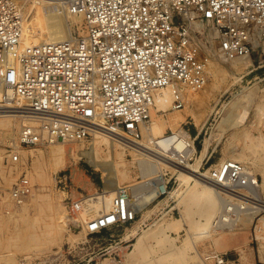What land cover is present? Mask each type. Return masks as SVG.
Listing matches in <instances>:
<instances>
[{
    "label": "built area",
    "instance_id": "built-area-1",
    "mask_svg": "<svg viewBox=\"0 0 264 264\" xmlns=\"http://www.w3.org/2000/svg\"><path fill=\"white\" fill-rule=\"evenodd\" d=\"M66 8L82 16V33L22 46L19 1L0 0V116L16 117L0 133L9 135L5 157L11 167L22 162L23 149L82 141L95 133L142 139L156 90L204 88L212 59L204 49L205 22L218 35L216 55L230 61L264 44V0H67ZM174 93V107L184 108L180 93ZM16 99L26 104L15 106ZM186 139L188 148H196L195 137ZM172 178L156 182L158 197L169 196ZM67 179L58 182L65 189ZM208 180L228 192L251 188L238 161L212 170ZM30 191L29 179L21 176L11 194L21 201ZM134 198L129 187L119 188L111 209L89 223L88 234L135 222ZM70 199L73 215L87 206L88 197ZM218 257L219 264L228 261Z\"/></svg>",
    "mask_w": 264,
    "mask_h": 264
},
{
    "label": "rangeland",
    "instance_id": "rangeland-1",
    "mask_svg": "<svg viewBox=\"0 0 264 264\" xmlns=\"http://www.w3.org/2000/svg\"><path fill=\"white\" fill-rule=\"evenodd\" d=\"M57 9L53 7L54 12H64L63 9ZM63 14L68 17L66 12ZM68 25L71 34L82 33V22L69 21ZM202 26L206 29L204 49L209 55L212 54V59L204 88L191 91L193 98L188 96V101L182 99L188 111H182L186 119L181 122V127L190 130L192 135L195 134L192 130L194 126L203 129L201 137L196 140L197 152L195 148V155H190L188 163L195 166L200 164L203 173L210 168L211 171L215 170L213 166L222 160L240 156L242 160L238 162L248 166L264 197V44L250 55V65L242 67L245 58L230 61L216 55L218 35L209 23L205 22ZM229 67L235 72L230 73ZM211 108H214L213 111ZM193 112L197 113L198 121L192 117ZM157 120L158 117L151 115L150 123ZM172 132L173 129L168 126L163 128L165 135H171ZM8 136L7 133H0V264H103L113 261L114 264H165L164 258L169 256L171 264H219L218 256L227 257L225 264H241L247 261L254 250L264 249V211L249 221L247 208H239L242 205L238 201L230 200L237 208L224 214L230 216L229 220L224 221L226 227L215 228L217 222L213 221L207 229L209 233L203 232L195 223L204 221V218L191 208L190 199H181L174 193L181 181L178 173L173 174L170 168L163 167V171L154 175V179H150L153 176L144 177L136 158L145 156L135 157L129 149L125 151V161L131 178L122 182V186L129 187L133 197L140 198L152 189L158 175L166 181L173 177L169 183V196H157L138 212L136 221L131 225L105 230L100 234H88L86 230L79 240L74 241L70 235L77 232L81 215L70 213V198L76 201L94 193H104L103 173L91 166L87 157H82L57 172L46 170L43 174V160H38L37 154L40 151L48 153L53 144L23 149L22 162L11 167L7 165L5 157ZM143 139H147L144 132ZM94 140L93 134L85 140L65 142L64 145L67 150H87ZM102 147L105 149V145ZM75 171L88 181L86 188L74 182ZM21 176H27L31 186L30 193L21 200L27 208H23L11 194ZM61 177L68 178V188L58 183ZM188 183L194 185L192 180ZM217 190L229 194L228 190ZM241 192L247 194V191ZM9 193L12 198L6 200ZM45 195H51L52 201L68 216L69 227L58 230L57 238L53 230H49L52 219L44 206ZM184 207L188 208L187 218H184L186 225L183 224L181 213ZM237 209L241 212L236 219ZM174 221L173 226L176 228L157 231L160 225ZM30 222L35 225L33 228L28 227ZM227 226L232 229H226ZM31 234H34L33 239L29 237ZM144 234L142 252L128 256L134 250L138 237Z\"/></svg>",
    "mask_w": 264,
    "mask_h": 264
},
{
    "label": "bare ground",
    "instance_id": "bare-ground-1",
    "mask_svg": "<svg viewBox=\"0 0 264 264\" xmlns=\"http://www.w3.org/2000/svg\"><path fill=\"white\" fill-rule=\"evenodd\" d=\"M66 2L67 0H20L21 10L24 14L22 46L58 41L70 37L71 30L68 25L69 21L71 23H81L83 18L81 15L69 13L66 8ZM54 6L60 9V11L63 9L68 17L63 14V11V13H60L58 9L59 13L54 12ZM197 27H201V25H197ZM250 62L251 57L246 56L245 61L242 63V67L250 65ZM228 71L233 73L235 69L229 67ZM175 90L180 93V97L183 100L188 101V96L193 98L191 92L193 90L185 85H171L156 90L154 92V106L151 109V115L158 117V120L154 123L151 122L148 126H143V132L147 134V139L130 142L119 135L112 136L106 133H95V140L87 150L78 148H68L67 150L64 145L65 142L59 141L52 145L48 153L40 151L39 154H37L38 160H43V174L46 173V170L57 172L58 169L66 167L73 161V163H75L77 159L82 157H87L91 166L103 173L105 191L102 194L94 193L88 196L87 206L82 210V213H79L81 215L79 216L81 222L77 232L71 233L70 235L72 240H79L92 220L111 209L117 191L122 187V182L131 178L126 168L127 162L125 161V151L127 149H129L132 152L131 154H134L135 157L139 155L145 156L136 158L140 173L144 177L153 176L150 179H154V175L156 176L157 173L163 171V167L170 168L173 174L178 173L181 181L180 185L174 190V193L181 199L185 197L190 199L191 208L196 209L197 213L204 218V221L195 223L200 229L202 228L201 230H203V232H208L207 229L212 226L213 221L217 222L215 228L219 227L223 229L226 227L224 221L229 220L230 216L229 214H224L235 211L237 208L230 203V200L238 201L242 205L241 207L239 206V208H247L248 212L246 214H248L249 221H252L258 213L264 211L262 189L257 185V180L254 178V175H252L253 173L248 170V166L243 162L242 164L250 179L251 185V188L247 189V194L242 193L240 191L242 189L236 190L235 192L229 191V194L218 191V188H215V185L208 180L212 168L202 173L200 164H196L195 166L188 163V159L190 155L193 154L195 147H187L186 138L190 136V132L181 127V122L186 119L182 111H188V108L179 110L174 107ZM14 103L16 104L15 106L26 104L24 101L18 99H16ZM213 109L214 108H211V111H213ZM165 113H167L166 117ZM242 113L244 114V112ZM191 115L195 121H198L197 113L193 112ZM0 117V128L7 129L10 125H14L16 118L14 113H5ZM166 126L173 129L171 135L163 134V128ZM3 136L4 135H2V138ZM103 145H105V149L102 147ZM196 151L197 149L195 152ZM181 155L184 159L181 158ZM194 155L195 153L193 156ZM176 160L178 162H176ZM241 160L242 158L240 156H232L229 159L220 161L213 167L219 170L225 162ZM180 162H182V164ZM42 173L41 176H43ZM80 176L82 175L75 171L73 173L74 182L82 188H86L88 181H85ZM160 179H162V176L158 175L156 182ZM190 180L194 181V185L188 183ZM156 182L151 186L152 189L144 193L140 198H136L135 196V199H132L137 212L143 210L148 203L158 196V191L155 186ZM133 190L135 191V188ZM11 196L10 193L9 195L7 194L6 200L12 198ZM18 203H20L23 208H27V205L24 204L23 201H18ZM181 204L182 202L180 201L179 205ZM44 206L46 212L50 214L52 219L49 230H53V234H55L54 237L56 236L55 238H57L58 230L69 227L68 216H66L65 211L61 209L57 203L55 204L52 201L51 195H45ZM187 210L188 208L186 209V207L181 209L182 221L185 225L184 218H187ZM236 212L235 216L237 219L241 211L237 209ZM33 220L35 221V217ZM32 222H30L29 226L27 225L29 228L35 226ZM175 222L176 221L169 222L167 225H160L157 231L163 232L164 230L174 229L176 228L173 226ZM228 228L232 229V227L227 226L226 229ZM32 236H34V234H31L29 237ZM144 237L145 234L138 237L134 244V250L128 253V256L134 252H142L145 241ZM164 260L165 264H171L170 256L165 257ZM113 262H104L103 264H114Z\"/></svg>",
    "mask_w": 264,
    "mask_h": 264
},
{
    "label": "crops",
    "instance_id": "crops-1",
    "mask_svg": "<svg viewBox=\"0 0 264 264\" xmlns=\"http://www.w3.org/2000/svg\"><path fill=\"white\" fill-rule=\"evenodd\" d=\"M192 130L195 132L194 136L197 139H199L202 135L203 129H199V127L194 126ZM190 132V130H189ZM263 250V251H262ZM264 249L258 248L257 250H254L253 253H250L248 256L247 261L241 262V264H264Z\"/></svg>",
    "mask_w": 264,
    "mask_h": 264
}]
</instances>
